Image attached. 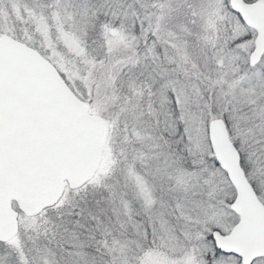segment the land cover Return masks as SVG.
<instances>
[{"label":"snow or ice","instance_id":"1","mask_svg":"<svg viewBox=\"0 0 264 264\" xmlns=\"http://www.w3.org/2000/svg\"><path fill=\"white\" fill-rule=\"evenodd\" d=\"M0 264H264V0H0Z\"/></svg>","mask_w":264,"mask_h":264}]
</instances>
